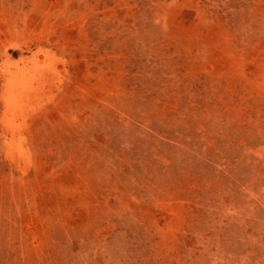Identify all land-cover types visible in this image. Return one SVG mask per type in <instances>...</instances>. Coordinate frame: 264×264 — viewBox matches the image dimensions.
Listing matches in <instances>:
<instances>
[{"label": "rangeland", "instance_id": "1", "mask_svg": "<svg viewBox=\"0 0 264 264\" xmlns=\"http://www.w3.org/2000/svg\"><path fill=\"white\" fill-rule=\"evenodd\" d=\"M0 264H264V0H0Z\"/></svg>", "mask_w": 264, "mask_h": 264}]
</instances>
